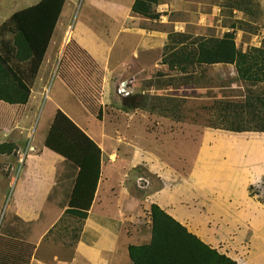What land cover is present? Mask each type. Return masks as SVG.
<instances>
[{
  "label": "crops",
  "instance_id": "0c3cea01",
  "mask_svg": "<svg viewBox=\"0 0 264 264\" xmlns=\"http://www.w3.org/2000/svg\"><path fill=\"white\" fill-rule=\"evenodd\" d=\"M73 1H66L32 82L28 103L7 104L5 112L13 110L8 106L23 107L21 112L30 119L47 100L50 109L43 123L47 136L58 110L74 121L102 150L95 198L87 217L80 219L78 238L70 245L53 240L51 231L70 209L80 169L48 149L47 136L31 144L28 136L19 145L20 150L25 147L23 158L13 159V170L22 164L17 174L22 177L11 173L4 179L5 192L0 191V196H11L7 210L12 212L11 221L19 223L12 229L18 230L17 234L0 236V264H132L129 248L149 245L153 239V205L237 264H264V202L250 193L255 184L264 182V133L226 131L233 133L227 135L209 128L204 131L191 168L184 173L170 167L169 161L143 152L136 140L131 142L122 136L110 139L108 134L92 129L87 121L95 123V119H87L84 104L63 76L68 46L61 41L71 27L67 9L73 13L78 5V0ZM135 2L91 0L89 6L95 13L88 11L76 28H71L70 38L101 70L103 85L116 82L121 86L133 84L135 88L151 82L158 70L170 67L164 59L179 50V46L169 45L173 34L184 37L183 29L169 32L174 24L170 19L173 0H159L156 19L135 13ZM62 23L64 32L57 39ZM156 55L162 56L160 62ZM139 109L134 110L139 114ZM141 166L153 178L139 171ZM141 182H146L144 190L148 191H141ZM36 228L42 230L38 232ZM9 231L10 227L5 232Z\"/></svg>",
  "mask_w": 264,
  "mask_h": 264
},
{
  "label": "rangeland",
  "instance_id": "374dc122",
  "mask_svg": "<svg viewBox=\"0 0 264 264\" xmlns=\"http://www.w3.org/2000/svg\"><path fill=\"white\" fill-rule=\"evenodd\" d=\"M40 1L0 0V54L6 59L11 58V64L18 72L25 71L28 64L21 63L10 54L16 33L11 17L16 12L34 6ZM77 3L73 13H70V9L66 12V15L71 16L69 21L71 27L69 31L66 29L61 41L62 45L68 46L62 66L68 86L85 106L86 110L83 113L87 119H95V123L93 121L87 123L92 129L108 134L110 139L112 137L118 139L122 136L131 142L136 140L143 152H150L163 161H169L168 165L175 171H184V173L189 171L205 130L209 128L222 130L231 128L232 125H242L240 118H235L234 123L232 119L225 117L228 111L225 112L221 103L240 106L246 104L252 92L260 96L264 95V76H261L258 82L247 78L245 82L235 65L200 66L196 63L192 65L188 61L179 62L177 57L171 55L164 59L170 63V67L166 66L158 70L157 77L151 82L137 85L135 88L133 84L121 86L116 82H112L110 86L103 85L104 76L101 70L70 38L71 28H76L88 11L91 14L95 13L89 6L91 0H78ZM172 11L170 19L174 24L169 28V32L175 33L176 29H183L184 37L173 34L170 36L169 45H177L182 49L184 43L190 51L193 43L199 40L220 39L226 33L232 32L239 51L251 58L249 63L253 64L255 58L263 64L264 0H173ZM99 14L101 15L100 12ZM62 26L63 23L57 31V39L64 32ZM161 57L156 55L155 59L160 62ZM32 82L27 80L30 89ZM5 84L10 88L18 83L9 75L5 79ZM129 87H133V92ZM7 104L9 103L0 101V191L2 192L6 190L5 177H10L11 173L17 178L22 177V174L17 175L21 171L22 164L16 166L14 170L12 168L15 167L13 159H21L25 153V147L21 150L19 147L22 146L23 140L29 136L31 144L33 140L38 143L46 138L47 131L43 126L44 115L50 109V103L44 100L38 109V114L35 117L30 116L29 119L24 112H21L24 108H18L23 106L19 104H11L18 105L14 108L8 106L13 110H10V114H6ZM135 108H140L139 111L142 112L138 114ZM250 110L246 108L243 113H239V110L233 113L235 114L233 117H238L240 114L247 121L251 114ZM15 111L20 113L13 116ZM100 112L101 121L97 119ZM257 113L258 111H254V114ZM243 125L244 128L256 129L254 123L245 122ZM28 127L29 131H27ZM222 131L227 135L233 134ZM139 171L149 175L143 166ZM145 185L146 182H141V191H148L144 190ZM263 186L264 182L255 184L250 189V193L254 198L264 202V191L261 190ZM13 191L14 188L11 195ZM9 197L11 198L9 195L0 196V236L18 232L12 230L19 223L15 220L11 221L12 212L7 210ZM81 226L80 219L67 214L55 230L51 231V237L55 241L70 245L78 238ZM9 227L10 231L6 233ZM22 230L28 232L27 228ZM35 230L39 232L42 229ZM26 257L27 254L24 255V258Z\"/></svg>",
  "mask_w": 264,
  "mask_h": 264
},
{
  "label": "trees",
  "instance_id": "16d2710c",
  "mask_svg": "<svg viewBox=\"0 0 264 264\" xmlns=\"http://www.w3.org/2000/svg\"><path fill=\"white\" fill-rule=\"evenodd\" d=\"M66 1L41 0L38 4L20 10L11 17L16 33L10 54L28 66L25 71L18 72L11 64L12 59H6L0 54V101L19 105L28 103L31 89L27 80L33 81L42 66ZM158 3L159 0H136L133 11L146 18L156 19L159 15L153 8ZM189 49L184 46L174 52L172 57H177L179 62L188 61L192 65L195 63L200 66L235 65L245 82L246 78L258 82L261 76H264V62L259 63L253 58L254 63L250 64L251 58L239 51L232 32L226 33L220 39L199 40L193 43L190 51ZM9 75L18 83L10 88L5 84V79ZM221 107L225 112L228 111L225 117L229 120L232 119L234 122L235 118L242 119L241 126L232 125L231 128L222 130L233 133H264V95L252 92L245 105L221 103ZM261 107L263 109L259 110ZM246 108L251 109L247 121L240 114L233 117L235 116L233 113L239 110V113H243ZM254 111L258 113L254 114ZM97 119L102 120L101 112ZM245 122L254 123L256 129L244 128ZM45 146L80 169L67 214L84 220L92 206L100 179L102 150L62 110L56 113ZM150 217L153 239L149 245L129 248L132 264H237L202 243L158 205L151 207Z\"/></svg>",
  "mask_w": 264,
  "mask_h": 264
},
{
  "label": "built area",
  "instance_id": "2783aa9c",
  "mask_svg": "<svg viewBox=\"0 0 264 264\" xmlns=\"http://www.w3.org/2000/svg\"><path fill=\"white\" fill-rule=\"evenodd\" d=\"M123 92H125V89H123ZM129 95V93H127ZM262 191H264V186L261 188Z\"/></svg>",
  "mask_w": 264,
  "mask_h": 264
}]
</instances>
